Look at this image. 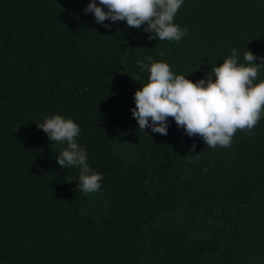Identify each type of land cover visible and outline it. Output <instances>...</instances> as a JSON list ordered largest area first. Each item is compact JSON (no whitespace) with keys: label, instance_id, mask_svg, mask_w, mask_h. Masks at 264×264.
Wrapping results in <instances>:
<instances>
[{"label":"trees","instance_id":"1","mask_svg":"<svg viewBox=\"0 0 264 264\" xmlns=\"http://www.w3.org/2000/svg\"><path fill=\"white\" fill-rule=\"evenodd\" d=\"M89 2L0 0V264H264V118L211 148L130 111L147 56L193 82L233 48L264 57V0H184L172 42L106 28ZM55 114L80 126L99 191L56 163L66 145L37 126Z\"/></svg>","mask_w":264,"mask_h":264},{"label":"clouds","instance_id":"2","mask_svg":"<svg viewBox=\"0 0 264 264\" xmlns=\"http://www.w3.org/2000/svg\"><path fill=\"white\" fill-rule=\"evenodd\" d=\"M183 4L184 0H90L83 11L106 28L125 21L127 27L143 26L152 39L172 42L180 41L188 32L174 22ZM137 66L149 74L147 83L135 91V107L130 109L140 132L145 133L147 128L167 135L171 117L178 128L189 137L198 135L207 147H228L237 130L251 131L264 118V78L259 75L264 57L249 49L241 61L233 48L220 66L195 82L187 78L189 75L174 72L166 61L151 56L138 61ZM37 126L50 141L66 145L56 155V163L62 169L79 170L80 190L99 191L104 177L90 167L86 147L77 142L81 131L78 123L55 114ZM192 147L195 149V144Z\"/></svg>","mask_w":264,"mask_h":264}]
</instances>
